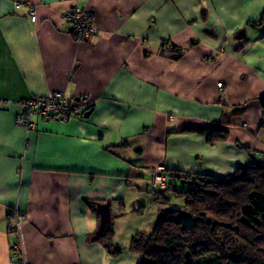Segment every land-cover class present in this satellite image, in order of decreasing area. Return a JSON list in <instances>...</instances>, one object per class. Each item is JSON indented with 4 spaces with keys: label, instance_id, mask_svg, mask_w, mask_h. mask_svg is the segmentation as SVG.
Listing matches in <instances>:
<instances>
[{
    "label": "crops",
    "instance_id": "0c3cea01",
    "mask_svg": "<svg viewBox=\"0 0 264 264\" xmlns=\"http://www.w3.org/2000/svg\"><path fill=\"white\" fill-rule=\"evenodd\" d=\"M27 3L35 22L0 0V264H138L131 240L184 205L153 198L152 168L225 177L264 157V0ZM74 6L89 41L64 20ZM51 92L89 117L17 125L20 100ZM213 127L228 139L187 131ZM107 203L111 251L93 240Z\"/></svg>",
    "mask_w": 264,
    "mask_h": 264
},
{
    "label": "trees",
    "instance_id": "16d2710c",
    "mask_svg": "<svg viewBox=\"0 0 264 264\" xmlns=\"http://www.w3.org/2000/svg\"><path fill=\"white\" fill-rule=\"evenodd\" d=\"M262 22L264 15L253 24ZM169 48L175 58L183 53L174 44ZM187 131L210 144L229 137L219 127ZM165 174L166 188L148 191L155 200L172 193L184 205L163 213L151 233L131 240L130 251L140 255L138 264H264V157L251 154L248 166L225 177L167 169ZM112 236L107 227L101 238L110 251Z\"/></svg>",
    "mask_w": 264,
    "mask_h": 264
},
{
    "label": "built area",
    "instance_id": "2783aa9c",
    "mask_svg": "<svg viewBox=\"0 0 264 264\" xmlns=\"http://www.w3.org/2000/svg\"><path fill=\"white\" fill-rule=\"evenodd\" d=\"M15 9H21L24 5L29 7V17L31 21L37 20L36 9L27 0H13ZM64 20L70 25L71 33L76 42L89 41L95 35L96 28L89 12L74 6L64 14ZM221 86V84H219ZM21 110L16 115V123L27 129H35L37 126L36 118L42 120H52L68 122L72 119L82 118L84 108L76 102H72L62 92H51L46 96H35L29 99L20 100ZM165 164L156 165L152 168L149 188L152 191L164 190L168 183L165 174ZM16 217V212H11L10 216ZM14 226L11 224V228ZM14 229V228H13ZM15 254L12 263L20 258L18 247H14Z\"/></svg>",
    "mask_w": 264,
    "mask_h": 264
},
{
    "label": "water",
    "instance_id": "95a60500",
    "mask_svg": "<svg viewBox=\"0 0 264 264\" xmlns=\"http://www.w3.org/2000/svg\"><path fill=\"white\" fill-rule=\"evenodd\" d=\"M243 36H244V32H241L239 34V37H243ZM76 101H80V99H76ZM89 115H90V112L85 113L84 118H88ZM98 210L101 215V223H100V226L96 234L93 237L94 241L99 240L102 237V235L105 233L108 223L111 220L110 211H109V203L100 205Z\"/></svg>",
    "mask_w": 264,
    "mask_h": 264
},
{
    "label": "rangeland",
    "instance_id": "374dc122",
    "mask_svg": "<svg viewBox=\"0 0 264 264\" xmlns=\"http://www.w3.org/2000/svg\"><path fill=\"white\" fill-rule=\"evenodd\" d=\"M150 180H151V177H150Z\"/></svg>",
    "mask_w": 264,
    "mask_h": 264
}]
</instances>
